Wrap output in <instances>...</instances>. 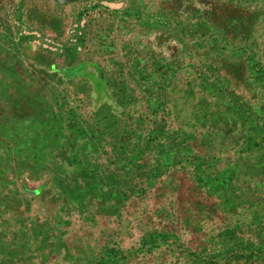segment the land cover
<instances>
[{
    "label": "rangeland",
    "instance_id": "obj_1",
    "mask_svg": "<svg viewBox=\"0 0 264 264\" xmlns=\"http://www.w3.org/2000/svg\"><path fill=\"white\" fill-rule=\"evenodd\" d=\"M197 99L198 120L216 110L218 123L193 119L190 150L166 154L191 158L168 187L152 171L144 181L154 153L136 171L128 157ZM127 110L131 138L117 132ZM262 147L264 0H0V264L17 263L2 258L10 248L24 264H229L264 251L250 243L264 182L238 166Z\"/></svg>",
    "mask_w": 264,
    "mask_h": 264
},
{
    "label": "trees",
    "instance_id": "obj_2",
    "mask_svg": "<svg viewBox=\"0 0 264 264\" xmlns=\"http://www.w3.org/2000/svg\"><path fill=\"white\" fill-rule=\"evenodd\" d=\"M222 90L217 89L216 93L218 95H222L221 97H223L222 94ZM189 93L191 94V92L189 91ZM202 95L204 93H201ZM206 95V94H205ZM225 96L229 97V101H235V99L232 97V93L227 92V94ZM198 99L197 102L195 101V103L192 106V110L190 112H188V114L186 116H182V118L180 119V122L177 123L175 122L176 126L172 129L169 128L167 126V124H163L162 126L166 127V130H163L158 133L156 132L154 134V136H150L146 139L145 144L143 145V151L140 153L139 156L137 157H132L129 156L127 163H129V167L132 171H136V168L139 167H145L147 168V166L149 165L148 163H146L147 161H151L152 157L149 158L150 154L154 153V160L156 165H158L159 169H155L154 167L152 168V166H149V171L146 170L141 172L144 173L143 176V180L146 181V179L148 178V176H146L147 173H149L150 171H152L154 173V177H159L162 175V178L164 177L165 179V185L168 187V185H170V181H171V177L174 176L175 173L177 172H181V170L184 169V167L190 165L187 164L185 165L186 161L188 159H191L190 157H182L181 155H173V160H171V162H168V158H166V154H168V151L170 149H185L186 151L190 150V146L188 144L183 145V143L185 142H190V139L193 138L194 136V132L195 129L192 130V127L194 125V120L196 123H198V126L202 127H207L206 129H211L212 130V122H216L218 123L217 120V114H216V110L215 111H210L208 112V114H206L209 117H213V119L211 120V118H201V120H198V118L200 117L201 114V110L202 108H198ZM208 105V104H207ZM205 108V106L203 107ZM226 109L229 108V106L225 107ZM253 108V105H252ZM252 108L250 107V105L246 106L244 108L243 111H246V116H245V121L248 120L249 123H253L254 125V121L251 119V116L249 117L248 112L252 110ZM129 110H127V113L125 114L123 119H128V127L127 130H125L124 132H122L120 129L117 131L118 135L123 136V137H127V138H131V136H134L137 134V132L139 131L137 124V119L138 116L136 118H132L130 116V114L128 113ZM207 113V110H206ZM141 119L140 122L145 121L146 117H143L141 114ZM114 117L117 118V120L122 121L123 119L119 118L118 115L114 114ZM259 118V117H258ZM194 119V120H193ZM175 120V119H174ZM149 122V120H147ZM208 123V126H205V124ZM218 125V124H217ZM140 127V126H139ZM205 129V128H203ZM179 133L180 135L178 136L177 140L174 138L175 137V133ZM203 134V133H202ZM201 134V135H202ZM190 135V137L187 136ZM200 136V135H199ZM113 137H116L115 135ZM114 142V141H113ZM242 145L243 147H247L249 146L248 144L254 145L253 139H251L249 136H246L244 138V140L242 141ZM258 144H261L258 142ZM151 151V152H150ZM176 151V150H175ZM178 151V150H177ZM174 152V151H173ZM170 154V152H169ZM179 158V161H176V159ZM166 159V160H165ZM193 159V158H192ZM219 159V157H215L214 161H217ZM141 161H144L143 163H140ZM153 161V162H154ZM165 162V163H164ZM182 162V164H180ZM238 166L240 168H242L243 170H247V174L252 175L257 183H262L264 182V148H261V152L260 155L255 159V160H249V159H241L240 162L238 163ZM123 169L125 166H123ZM193 167V171L197 172L196 167ZM122 170L117 169L116 173H120ZM128 171V170H127ZM183 172V171H182ZM139 174L140 171L138 173L135 174L136 176V180L135 182H133L132 184H130V188L132 189H136L137 192H140V190L136 187L137 183H140L139 181H137V179L139 178ZM150 177V176H149ZM150 180V179H149ZM147 180V181H149ZM137 181V182H136ZM119 184H116V186H118ZM145 185H147L145 183ZM170 188V187H169ZM169 190V189H168ZM141 197L144 198V195L142 194ZM264 215V214H263ZM239 221V220H238ZM237 221V222H238ZM253 232L252 236L250 237L251 241L253 242H249L252 245L255 244H261V246H264V216L261 217V219H259L258 221H255V225L254 228L251 230ZM10 252L6 255V257H2L5 260H17L16 264H24V262H18V258L20 256V253L18 250H13L10 248L9 250ZM229 264H245V263H261L264 264V251L260 250V252H256V253H252V252H231L230 253V257H229Z\"/></svg>",
    "mask_w": 264,
    "mask_h": 264
}]
</instances>
